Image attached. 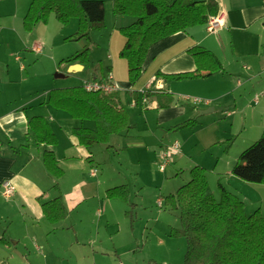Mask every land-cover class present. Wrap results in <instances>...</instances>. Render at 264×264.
Wrapping results in <instances>:
<instances>
[{
    "label": "crops",
    "instance_id": "obj_1",
    "mask_svg": "<svg viewBox=\"0 0 264 264\" xmlns=\"http://www.w3.org/2000/svg\"><path fill=\"white\" fill-rule=\"evenodd\" d=\"M101 1L105 10L103 25L90 31L89 49L92 53L95 51V58L88 57L87 63H62L60 66L63 65L65 74H58L59 60L69 55L60 58L50 52L33 61L32 66L29 64L28 70H32L31 72L21 73L25 67L20 63L18 70L10 74V67L6 64L5 76H0V87H6L8 83L10 86H17L12 95L5 91L2 95L0 89V184L4 180H10L15 189L11 198L5 200L0 185V199H4L0 200V221L7 224L0 230V264H43L48 261L66 264L63 257L52 259L49 256L51 252L48 250L47 237L59 228L63 231L73 229L78 243L90 242L91 246L102 247L104 240H98L97 232L85 234L83 224L86 216L80 213L81 207L85 205L89 207L88 212L94 213L95 229L102 220L107 226L118 224L113 222L116 218L114 206L121 204L114 201L121 199L108 198L106 190L119 185L113 186L100 180L94 160L102 147L99 152L91 150L90 145L93 144L83 143L76 135L77 128H82V131L95 129L97 121L92 117L73 116L67 110L49 103L50 90L73 87L58 85L60 83H55V79H79L80 85L90 80L113 85L114 90L110 93L100 91L111 96L109 100L114 108L126 111L128 127L110 134L106 143L117 152L121 147L137 149V160L140 159L138 148L149 149V145L158 140L159 131L193 126L200 114L214 111L218 119H221L220 114L227 115L226 119L221 120L227 123V130L222 136L239 137L247 132V116L253 117L257 111L264 112V0H216L219 6L216 17L221 24L212 32L207 30L206 24L193 25L153 42L146 51L141 75L134 83L128 81L126 60L119 57V51L125 42L119 27L127 25L131 18L115 15L111 9L112 0ZM30 2L31 0H10L4 7V12L7 10L4 14L12 13V17H19L22 23ZM52 13L60 24L70 27V36H74L78 28L77 18H70L64 23L54 12L36 23L34 28L39 23H46ZM109 18L113 20L111 24H108ZM94 33L97 38H94ZM41 43H33L29 50L40 53V56L44 49V42ZM95 45L97 47L92 49ZM196 45L213 52L220 60L222 69L214 71L207 78H165L166 74L195 70V62L188 49ZM101 46L103 47L98 50ZM15 60L20 61V56L16 55ZM144 91H147L145 96L148 100L145 104L142 103ZM209 108L212 110L203 112ZM32 118L45 120L54 135L52 143L36 142L28 127V121ZM186 121L190 124L173 127ZM215 124L219 125L218 122ZM263 132L264 121H260L251 127V134L256 135L252 137L250 134V140L259 138ZM112 135L114 136L110 140ZM215 139L217 138L213 137L212 140ZM45 150L54 153L57 165L62 170L59 177L50 175L46 170L43 164ZM207 150L219 151L214 148ZM201 154L202 152L199 155ZM175 162L178 163L177 160ZM219 162L220 157H217L211 167L212 172L219 177L226 174L227 178H231V169H226L223 173ZM195 165L207 169L201 163ZM195 165L187 170L190 171ZM179 169L184 170L182 167ZM94 171L95 175L92 174ZM234 181L236 183L243 180L235 178ZM55 183L57 186L54 187ZM246 185L257 188V194L243 198L237 195L243 201L244 209L258 206L256 209L259 208L264 216V185L249 182ZM211 190L213 191L212 188ZM58 196L63 201L66 216L57 223L48 221L52 226L46 231L45 225H39L40 222L47 221L41 203ZM7 203L15 208L14 213L8 210ZM126 211H123L125 215ZM127 216L129 217L128 213ZM132 218L129 217L130 221ZM2 234L14 239L13 242L5 239ZM110 249L117 254L123 247L112 244ZM116 264L123 263L119 259Z\"/></svg>",
    "mask_w": 264,
    "mask_h": 264
},
{
    "label": "trees",
    "instance_id": "obj_2",
    "mask_svg": "<svg viewBox=\"0 0 264 264\" xmlns=\"http://www.w3.org/2000/svg\"><path fill=\"white\" fill-rule=\"evenodd\" d=\"M111 9L115 15L131 18L127 25L119 27L125 38L119 57L126 60L131 83L141 75L146 51L153 42L190 26L206 24L208 16L219 13L216 0H112ZM51 12L64 23L77 18L78 28L71 38L86 40L90 39L91 30L102 27L105 15L101 0H31L22 19L24 30L32 31L36 23ZM188 53L194 59L195 70L166 74L165 78H207L222 69L218 57L203 46H193ZM77 61L88 62V48L65 57L60 64ZM144 93L147 95V91ZM109 98L110 95L100 90L87 91L79 85L50 90L48 102L73 116L92 117L97 121L95 129L82 131V128H77L76 131L83 143L94 144L107 142L110 134L128 127L126 111L114 108ZM188 124L186 121L173 127ZM28 127L36 142L54 141L45 120L32 118ZM43 164L50 175L59 177L62 174L52 151H44ZM189 173L188 182L164 197L165 206L177 212L180 223L179 227L171 228L170 235L182 236L186 240L182 264H264V216L261 210L258 208L246 213L243 201L220 182L217 183L220 197L216 199L203 167L195 165ZM230 173L245 182L264 185V132L239 153ZM106 196L120 198L131 205L126 213L132 218L134 204L129 200L126 185L107 189ZM41 209L50 223L61 221L66 216L60 196L41 203Z\"/></svg>",
    "mask_w": 264,
    "mask_h": 264
},
{
    "label": "rangeland",
    "instance_id": "obj_3",
    "mask_svg": "<svg viewBox=\"0 0 264 264\" xmlns=\"http://www.w3.org/2000/svg\"><path fill=\"white\" fill-rule=\"evenodd\" d=\"M8 2L10 0H0V76H5L6 64L10 67V74H14V71L18 70L20 63L25 67L24 71H20L21 73H25V71L31 72L32 70H28L29 64L32 66L33 61H37L50 52L54 56L62 58L78 51L76 49L88 48V57H96L95 51L92 53L91 49H89L91 40L71 38L70 27L60 24L53 13L49 16L46 23H39L31 32L24 30L19 17H12V13H9V15L4 14L7 13V10L4 12V7L9 4ZM216 16H208L207 22L212 21L214 18L219 21ZM112 21L109 18L108 24H111ZM67 28L68 32H66ZM89 38H91V35ZM94 38H97L96 33H94ZM41 41L44 42L42 45L44 49L39 56L40 53L33 52L29 48L32 47L33 43H41ZM95 47L97 45L92 47V49ZM102 47H99L98 50ZM48 49L51 50L48 51ZM99 54L102 55V53ZM16 55L20 56V61L15 60ZM56 73L65 74L63 65L60 66V60ZM56 82L60 83L58 85L69 86H78L81 83L79 79L72 81L68 78L63 80L55 79ZM0 89H2V95L4 91L12 95L16 92L17 86H10L8 83L6 87H0ZM257 93L260 94L259 92ZM226 116L220 114L221 119H218L213 111L200 114L196 117L197 123L193 126L172 131L165 129L159 131L158 140L150 144L149 149L138 148L139 160L135 157L137 149L132 150L121 147L117 152L114 148L111 149V147L107 146L106 142L90 145L91 150L98 152L102 147L99 155L94 159L95 164H97L98 178L109 182L113 186L127 185L129 200L134 204L133 220L131 222L127 213L126 215L123 213V211L129 210L131 205L122 200H115L114 202L121 204V206H114L116 218L113 222L118 224L107 226L102 220L95 229L94 213L88 212L89 207L85 205L81 207L80 212L86 216L85 224H83L85 234L97 232L99 234L98 240L103 239L104 245L100 247L98 245L91 246L90 242L85 244L78 243L75 241L73 229H64L65 231H63L59 228L52 231L51 235L47 237L48 250L51 252L49 256L52 259L63 257L66 264H116L119 259L123 264H182L186 251V240L182 236L170 235L171 228L179 227L180 223L177 212L165 206L164 197L169 193H174L181 185L189 181L190 173L187 169L190 166L201 163L207 167V169L205 168L207 180L213 189L211 191L216 199L220 197L218 181L228 191L235 193L241 198L246 195L257 194V188L247 187L244 181L235 183V178H239L233 175H230L231 178H227L226 174L219 177L212 172L211 167L215 159L220 157V171L225 173L226 169H231L237 161L239 153L256 139L250 140L251 136L254 137L256 135L254 133L251 134V127L260 121H264V112L257 111L253 117L248 115L247 132L239 137L222 136V133L227 130V123L221 120L223 118L226 119ZM215 122H218L219 125H216ZM162 135L164 136L163 138ZM212 135L217 139L212 140ZM113 136L110 137V140H112ZM173 140L179 141L180 151L177 155L171 157L169 162L161 169L160 165L165 162L162 153ZM206 148H214V150L219 151L212 152ZM200 152H202L201 155H199ZM180 167L184 170H180ZM92 174L95 175V171ZM3 198L0 200L4 201L5 198ZM6 205L11 213L15 212V208L12 205L9 203ZM257 207H247L245 212L250 213ZM70 221L73 223L72 219ZM74 221L77 222V220ZM6 225L5 221H0V230H3ZM39 225H45L46 231L51 229L52 226L49 225L48 220L40 222ZM62 231L64 233H61ZM4 238L10 242L14 240L7 234L4 235ZM112 244L121 245L123 249L116 254L110 249ZM54 263L48 261L43 264Z\"/></svg>",
    "mask_w": 264,
    "mask_h": 264
},
{
    "label": "built area",
    "instance_id": "obj_4",
    "mask_svg": "<svg viewBox=\"0 0 264 264\" xmlns=\"http://www.w3.org/2000/svg\"><path fill=\"white\" fill-rule=\"evenodd\" d=\"M219 20V19H218ZM221 24V22L217 21L216 18H214L210 22H206V28L208 31L212 32L215 30V28ZM83 88L87 91H97L101 90L107 93H110L114 90L113 85H106L99 82L94 81H87L82 84ZM145 92V91H144ZM142 92V103H147V97L145 96V93ZM196 101H199L198 98L195 99ZM179 152V142L177 140H174L170 143V145L164 150L162 153V157L165 159V162L160 165V168H164V166L169 162L170 158L176 155ZM1 194L5 199H9L11 195L14 192V186L11 183L10 180H4L1 182Z\"/></svg>",
    "mask_w": 264,
    "mask_h": 264
},
{
    "label": "water",
    "instance_id": "obj_5",
    "mask_svg": "<svg viewBox=\"0 0 264 264\" xmlns=\"http://www.w3.org/2000/svg\"><path fill=\"white\" fill-rule=\"evenodd\" d=\"M211 110H212V108H209V109L204 110L203 112L205 113V112H208V111H211Z\"/></svg>",
    "mask_w": 264,
    "mask_h": 264
}]
</instances>
